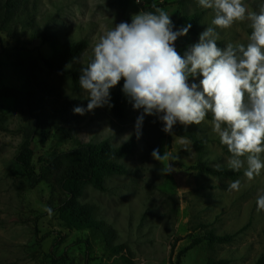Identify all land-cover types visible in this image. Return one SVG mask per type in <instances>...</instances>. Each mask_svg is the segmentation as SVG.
I'll return each mask as SVG.
<instances>
[{"label": "rangeland", "instance_id": "374dc122", "mask_svg": "<svg viewBox=\"0 0 264 264\" xmlns=\"http://www.w3.org/2000/svg\"><path fill=\"white\" fill-rule=\"evenodd\" d=\"M7 1L0 0V6ZM123 1L125 7L119 10L116 0H24L12 23L1 22L0 9V88L22 92L0 101V264H174L180 250L208 232L238 234L230 243L200 244L182 264H214L221 259L228 264H256L264 255V211L257 212V196L264 193V169L252 181L244 176L246 164L237 179L195 169L199 160L228 168L231 153L212 131L211 113L200 125L177 123L170 133L162 130L156 116L146 115L138 139L136 121L142 109L135 110L129 102L126 118L118 119L110 96L104 107L75 114V107L87 108V93L43 64L41 56L54 53L35 37L36 29L56 33L63 43L84 42L81 55L67 65L81 75V58L84 64L93 58L101 35L144 11L142 0L139 4ZM157 2L170 16L174 30L186 27L180 23L182 17L197 13L201 14L200 34L213 26L214 12L200 7L198 0ZM243 3L258 13L264 0ZM251 31L247 20L236 22L227 29L217 28V40L225 46L246 45ZM198 40L188 31L175 47L183 55ZM192 82L196 83L190 78ZM28 94L42 100L32 115L27 110ZM37 114L40 125L33 143L37 170L43 159L81 142L108 140L118 147L132 138L137 141L133 154L122 160L126 174L106 178L105 190L86 187L79 202L91 208L98 222L89 229L69 230L59 212L49 215L44 209L57 205L59 192L48 182L31 188L16 168L15 156L23 141L20 131L32 129ZM156 149L167 158L155 160ZM170 165L173 171L167 174L164 170ZM235 180H240V190L228 191V183ZM52 253L66 257L55 261Z\"/></svg>", "mask_w": 264, "mask_h": 264}, {"label": "clouds", "instance_id": "9594fccd", "mask_svg": "<svg viewBox=\"0 0 264 264\" xmlns=\"http://www.w3.org/2000/svg\"><path fill=\"white\" fill-rule=\"evenodd\" d=\"M198 5L214 12V27L208 26L183 55L175 42L191 25L174 30L170 16L155 5L154 12L140 11L130 23L105 31L93 47V58L87 64L81 58L78 83L89 102L73 111L84 115L104 107L110 89L123 79L129 102L143 110L136 121L138 139L146 115L156 116L170 133L177 123L200 125L211 113L212 131L231 153L228 168L239 172L246 164L244 176L252 181L264 169V5L258 13L249 11L243 0H198ZM245 20L252 29L248 43L219 47L216 29ZM190 78L199 83H189ZM152 156L167 158L158 149ZM164 171L173 169L170 165ZM240 186L235 180L227 189L239 191ZM44 210L52 214L51 208ZM262 211L264 193L257 196V212Z\"/></svg>", "mask_w": 264, "mask_h": 264}, {"label": "trees", "instance_id": "16d2710c", "mask_svg": "<svg viewBox=\"0 0 264 264\" xmlns=\"http://www.w3.org/2000/svg\"><path fill=\"white\" fill-rule=\"evenodd\" d=\"M24 0H9L0 6L1 22L12 23L13 19L17 20L18 9ZM145 5L144 11L154 12L155 7L160 8L157 0H142ZM115 5L119 10H123L125 5L123 0H116ZM27 9V7H26ZM201 14L186 15L180 19V23L186 27L190 24L189 33L194 36H200L198 22ZM35 37L48 44L53 53L50 57L41 56V60L49 72L58 75H64L72 80L75 87L79 86L80 74L77 71L69 70L67 65L76 60L83 52L84 42L63 43L59 36L48 30H35ZM219 47L224 48L223 42L217 40ZM25 49V48H21ZM199 79H202L200 77ZM196 79V83L199 82ZM124 80L122 79L117 86L110 89L112 97L111 110L118 119H125L127 116L128 97L122 91ZM22 94L21 91L4 87L0 88V101L4 98L16 97ZM28 113L38 112L41 105V99L36 94H28ZM36 119L32 129L23 128L20 133L23 134L22 144L15 156L16 168L25 177L31 188L37 187L42 182H48L56 191L59 192V201L52 209L53 212H59L60 219L64 222L65 227L69 230H86L98 223L93 217L91 208L79 202L87 186H93L99 190L106 189V178L112 175H123L128 169L122 160L133 154L137 141L132 138L121 146H114L108 140L98 143L81 142L73 148L55 152L49 158L42 160L39 170L33 165V143L35 135L39 129L40 115H35ZM210 118V116H207ZM196 138H194L195 140ZM201 140L200 142H206ZM196 142V140H195ZM197 171L215 177H227L237 179L243 175V171L235 172L225 166L211 165L206 160H199L195 166ZM238 234H215L208 232L204 236L195 238L192 242L179 251L177 261L174 264H182L185 255L206 242L208 244L230 243ZM176 248V245H173ZM66 256H57L52 253L51 258L55 261H61ZM226 259L218 260L214 264H228ZM256 264H264V255H262Z\"/></svg>", "mask_w": 264, "mask_h": 264}]
</instances>
